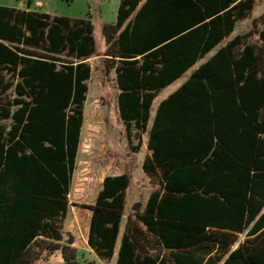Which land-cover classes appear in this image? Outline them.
Here are the masks:
<instances>
[{"label":"trees","instance_id":"trees-1","mask_svg":"<svg viewBox=\"0 0 264 264\" xmlns=\"http://www.w3.org/2000/svg\"><path fill=\"white\" fill-rule=\"evenodd\" d=\"M255 6L121 0L105 25L129 147L138 154L149 134L142 170L159 186L128 216L116 264H264V13L261 30L221 46ZM219 46L149 129L159 94ZM95 53L90 20L0 6V264L58 251L77 264L71 205L90 213L91 251L115 256L130 176H103L91 203L69 199Z\"/></svg>","mask_w":264,"mask_h":264},{"label":"rangeland","instance_id":"rangeland-1","mask_svg":"<svg viewBox=\"0 0 264 264\" xmlns=\"http://www.w3.org/2000/svg\"><path fill=\"white\" fill-rule=\"evenodd\" d=\"M121 0H0V6L20 10H32L51 16L70 19L90 20L94 26L96 53L87 62L92 66V77L88 81V95L84 110V125L82 128L81 147L77 158V169L73 176L72 192L69 196L71 204L91 203L99 190L98 182L103 176L124 173L130 176L131 182L127 190L125 216L121 224V243L129 215H132L136 204L144 206L150 195L158 190L157 182L152 181L142 170V165L148 154L147 142L149 134L144 136V144L138 154L131 151L126 136L125 126L117 110L118 89L114 75L108 73L103 56L106 51L104 27L117 21V13ZM264 13V0H256V6L251 16L239 23L235 32L228 40L238 35L246 34L263 28L260 17ZM256 22V29L254 28ZM256 41V36L252 39ZM196 67L193 68L194 71ZM184 75L180 80L162 91L155 100L149 129L159 104L175 92L190 76ZM85 181L87 186L80 194L77 187ZM89 184V185H88ZM87 210L71 205L64 233L72 232L82 243H76L77 264H116L114 257L110 262L103 261L86 245L89 227ZM245 239L239 237L238 243ZM35 264H66L61 251L52 255H43Z\"/></svg>","mask_w":264,"mask_h":264},{"label":"crops","instance_id":"crops-1","mask_svg":"<svg viewBox=\"0 0 264 264\" xmlns=\"http://www.w3.org/2000/svg\"><path fill=\"white\" fill-rule=\"evenodd\" d=\"M29 10H30V9H29ZM31 11H32V10H31ZM231 36H232V35H231ZM231 36H230V37H231ZM230 37H229V38H230ZM229 38H228V39H229ZM228 39L225 40V42H223V44H222L221 46H223V45H225L227 42L231 41V40H228ZM221 46L217 47V48H216L213 52H211V53H210L205 59L199 61V62L194 66V67H196L195 70H197L202 64H204L206 61H208V59H209L210 57H212V56L216 53V51H217ZM104 54H105V53H104ZM103 58H104V56H103ZM194 67H192V68L187 72V73L191 72V73H190V76H191V74L195 71V70L192 71ZM111 73L114 75V81H115V74H114L113 72H111ZM187 73H185L184 75H186ZM184 75H183V76H184ZM183 76H182V77H183ZM190 76H189V77H190ZM182 77H181V78H182ZM181 78H180V79H181ZM180 79H179V80H180ZM188 79H189V78H188ZM188 79H187V80H188ZM187 80H186V81H187ZM177 81H178V80H177ZM177 81H176V82H177ZM186 81H185V82H186ZM185 82H184V83H185ZM115 83H116V82H115ZM184 83H183V84H184ZM183 84H182V85H183ZM172 85H173V84H172ZM182 85H181V86H182ZM181 86H180V87H181ZM169 87H170V86H169ZM180 87H179V88H180ZM167 88H168V87H167ZM167 88H166V89H167ZM179 88H178V89H179ZM117 89H118V87H117ZM178 89H177V90H178ZM164 90H165V89H164ZM164 90H163V91H164ZM118 91H119V90H118ZM173 93H174V92H173ZM118 94H119V92H118ZM118 94H117V97H118ZM168 97H169V96H168ZM168 97H167V98H168ZM163 101H164V100H163ZM159 105H160V104H159ZM151 117H152V116H151ZM120 235H121V234H120ZM118 249H119V246H117V250H116V253H115L116 258H117V252H118ZM115 256H114V257H115ZM113 259H114V258H113Z\"/></svg>","mask_w":264,"mask_h":264}]
</instances>
